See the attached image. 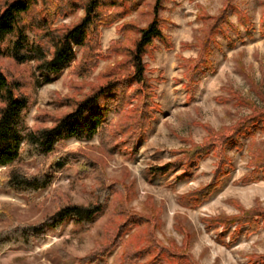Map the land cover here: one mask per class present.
Returning <instances> with one entry per match:
<instances>
[{
    "label": "rangeland",
    "instance_id": "obj_1",
    "mask_svg": "<svg viewBox=\"0 0 264 264\" xmlns=\"http://www.w3.org/2000/svg\"><path fill=\"white\" fill-rule=\"evenodd\" d=\"M113 1L49 82L35 62L0 57L29 99L31 128L54 125L107 83L116 92L101 135L63 140L51 156L75 154L83 173L67 165L25 196L0 167V231L95 205L106 187L102 213L10 246L0 264H264V0ZM84 14L83 0H38L27 33L51 55ZM154 18L163 38L143 56L142 90L129 77L131 51Z\"/></svg>",
    "mask_w": 264,
    "mask_h": 264
},
{
    "label": "trees",
    "instance_id": "obj_2",
    "mask_svg": "<svg viewBox=\"0 0 264 264\" xmlns=\"http://www.w3.org/2000/svg\"><path fill=\"white\" fill-rule=\"evenodd\" d=\"M37 3L38 0H0V57L11 58L19 64L35 62L44 82H49L51 75L61 73L75 60L76 48L86 45L91 27L100 19V8L107 2L83 0V18L56 40L51 55L42 40H34L27 33L34 30V24H29L26 16ZM46 13L50 14V11ZM162 38L163 32L154 18L141 30L131 51L133 71L129 77L140 84L142 90L146 82L143 56L155 39ZM205 55L204 52L203 59ZM19 90L20 83L11 80L0 67V167L6 169L4 180L8 188L21 195L33 196L48 187L55 174L67 165H77L79 172L83 173L87 166L75 154L51 156L63 140H91L95 135H101L116 92L113 85L107 83L77 101L75 108L59 117L54 125L31 128L25 121L29 99ZM138 121L142 123V116L137 119V124ZM29 162L41 165L42 169L36 174H28L19 165ZM105 188L95 205L67 204L37 224L0 231V251L10 246L30 245L33 240L38 242L47 230L57 231L68 220L78 226L90 225L104 209Z\"/></svg>",
    "mask_w": 264,
    "mask_h": 264
}]
</instances>
